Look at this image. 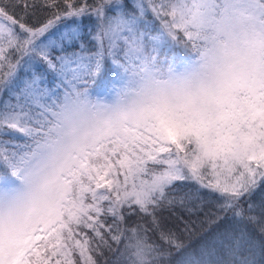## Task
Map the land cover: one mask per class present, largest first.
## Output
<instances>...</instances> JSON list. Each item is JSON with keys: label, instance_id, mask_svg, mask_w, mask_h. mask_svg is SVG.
Wrapping results in <instances>:
<instances>
[{"label": "snow or ice", "instance_id": "obj_1", "mask_svg": "<svg viewBox=\"0 0 264 264\" xmlns=\"http://www.w3.org/2000/svg\"><path fill=\"white\" fill-rule=\"evenodd\" d=\"M264 0H0V264H257Z\"/></svg>", "mask_w": 264, "mask_h": 264}, {"label": "trees", "instance_id": "obj_2", "mask_svg": "<svg viewBox=\"0 0 264 264\" xmlns=\"http://www.w3.org/2000/svg\"><path fill=\"white\" fill-rule=\"evenodd\" d=\"M257 264H264V256H260L259 254L256 256Z\"/></svg>", "mask_w": 264, "mask_h": 264}]
</instances>
